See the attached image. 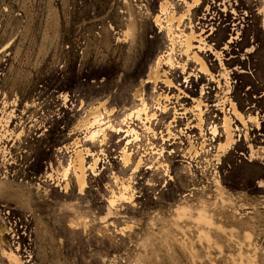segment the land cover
<instances>
[{
  "label": "rangeland",
  "instance_id": "1",
  "mask_svg": "<svg viewBox=\"0 0 264 264\" xmlns=\"http://www.w3.org/2000/svg\"><path fill=\"white\" fill-rule=\"evenodd\" d=\"M0 264H264V0H0Z\"/></svg>",
  "mask_w": 264,
  "mask_h": 264
},
{
  "label": "bare ground",
  "instance_id": "2",
  "mask_svg": "<svg viewBox=\"0 0 264 264\" xmlns=\"http://www.w3.org/2000/svg\"><path fill=\"white\" fill-rule=\"evenodd\" d=\"M204 63H205V62H204ZM204 63L202 62V65H204ZM205 65H206V64H205ZM80 168H81V165H80ZM85 169H86V168L83 167L82 172H81L82 175L85 174V173H84ZM93 169H94V171H95V166L93 167Z\"/></svg>",
  "mask_w": 264,
  "mask_h": 264
},
{
  "label": "crops",
  "instance_id": "3",
  "mask_svg": "<svg viewBox=\"0 0 264 264\" xmlns=\"http://www.w3.org/2000/svg\"><path fill=\"white\" fill-rule=\"evenodd\" d=\"M121 154H122V151H121ZM128 154H129V152L127 151V150H125V149H123V155L125 156H128ZM149 167H151V166H149Z\"/></svg>",
  "mask_w": 264,
  "mask_h": 264
}]
</instances>
